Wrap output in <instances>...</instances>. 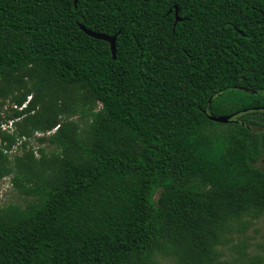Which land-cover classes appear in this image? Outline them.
Segmentation results:
<instances>
[{
	"label": "trees",
	"instance_id": "16d2710c",
	"mask_svg": "<svg viewBox=\"0 0 264 264\" xmlns=\"http://www.w3.org/2000/svg\"><path fill=\"white\" fill-rule=\"evenodd\" d=\"M262 108L264 0H0V264H222Z\"/></svg>",
	"mask_w": 264,
	"mask_h": 264
},
{
	"label": "rangeland",
	"instance_id": "374dc122",
	"mask_svg": "<svg viewBox=\"0 0 264 264\" xmlns=\"http://www.w3.org/2000/svg\"><path fill=\"white\" fill-rule=\"evenodd\" d=\"M40 136V134H38ZM32 140L31 145L36 148ZM16 151V150H15ZM264 168V158L258 163ZM24 204L26 198L20 195L13 187L11 176L0 180V207L8 203ZM243 225L236 224L232 233L227 235L222 247V264H240L241 253L264 256V216L259 219H245ZM160 264H177L174 258L163 256Z\"/></svg>",
	"mask_w": 264,
	"mask_h": 264
},
{
	"label": "water",
	"instance_id": "95a60500",
	"mask_svg": "<svg viewBox=\"0 0 264 264\" xmlns=\"http://www.w3.org/2000/svg\"><path fill=\"white\" fill-rule=\"evenodd\" d=\"M77 2H78V0H75V6L77 5ZM176 20H177V22L181 21V18L178 15V9L177 8H176ZM81 29L85 33H87L88 35H90L91 37H93L95 39L107 41L110 44L113 57H114V59H116V36H109V35H105L102 33H97V32H94V31L87 29L84 26H81ZM208 118L212 121L220 122V123H227V122L231 121V117H224V116L218 117V116L208 115Z\"/></svg>",
	"mask_w": 264,
	"mask_h": 264
},
{
	"label": "built area",
	"instance_id": "2783aa9c",
	"mask_svg": "<svg viewBox=\"0 0 264 264\" xmlns=\"http://www.w3.org/2000/svg\"><path fill=\"white\" fill-rule=\"evenodd\" d=\"M29 99H30V97H29ZM26 105V104H25ZM25 105H23V107H25ZM22 107H20V109H21ZM3 128L4 129H7V128H12V122H10L8 125H6V124H4L3 125Z\"/></svg>",
	"mask_w": 264,
	"mask_h": 264
},
{
	"label": "flooded vegetation",
	"instance_id": "af4514ba",
	"mask_svg": "<svg viewBox=\"0 0 264 264\" xmlns=\"http://www.w3.org/2000/svg\"><path fill=\"white\" fill-rule=\"evenodd\" d=\"M262 111H264V108H262ZM238 119H239V115H236V116L233 117V120H234V121H236V120H238Z\"/></svg>",
	"mask_w": 264,
	"mask_h": 264
}]
</instances>
